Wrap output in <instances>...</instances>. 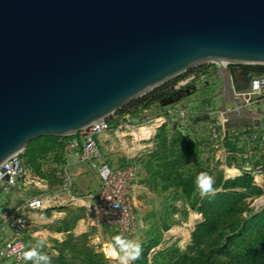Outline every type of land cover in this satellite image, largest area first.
Listing matches in <instances>:
<instances>
[{"label": "water", "instance_id": "water-1", "mask_svg": "<svg viewBox=\"0 0 264 264\" xmlns=\"http://www.w3.org/2000/svg\"><path fill=\"white\" fill-rule=\"evenodd\" d=\"M203 65L217 66L216 125L260 129L229 66H264V0H0V196L32 140L77 135Z\"/></svg>", "mask_w": 264, "mask_h": 264}, {"label": "crops", "instance_id": "crops-1", "mask_svg": "<svg viewBox=\"0 0 264 264\" xmlns=\"http://www.w3.org/2000/svg\"><path fill=\"white\" fill-rule=\"evenodd\" d=\"M230 70H232L231 74L237 90L248 89L255 75L247 70ZM259 107L264 108L263 99L252 108ZM259 118H261V128L258 130L261 131L264 127V113L260 114ZM112 120L113 118L110 120L111 125L113 124L111 127L115 128L119 122ZM125 122L131 126L136 124V121H129L127 116ZM107 136L105 133L96 138L99 146L106 141ZM44 142V139L31 141L27 153L25 148L20 155L27 168L26 181L22 187L7 189L0 196V222L9 215H23L28 222V230L22 237L26 251L37 247L43 240V245L38 247L37 251L48 255L51 258V264L63 262L85 264L86 258L91 253L103 254L106 258L104 244H100L102 230L106 226L93 215L90 199L99 193L101 181L96 165L80 160L81 134L58 137L54 142L60 146L59 148L38 155L37 150ZM164 154L166 152L157 149L136 154L134 166H130L136 172V178L130 190L131 204L135 216L137 214V223L141 222L142 227L153 222L150 218L155 217L154 222L162 218V212L157 219L158 211L150 206L153 204L162 206L171 197L170 191L173 190L171 182L166 183L163 177L155 176L157 170L164 167V161L158 160V157H164ZM32 157L35 158L34 165L29 163ZM65 178L70 180L69 188H66ZM163 187H168L169 191H162ZM34 199L42 201L41 209L27 208V203ZM163 224L160 223V226H157L156 223L153 225L149 223L148 226L152 229L149 238L140 245L153 237V228H160L161 232ZM5 264L11 263L5 262Z\"/></svg>", "mask_w": 264, "mask_h": 264}, {"label": "trees", "instance_id": "trees-1", "mask_svg": "<svg viewBox=\"0 0 264 264\" xmlns=\"http://www.w3.org/2000/svg\"><path fill=\"white\" fill-rule=\"evenodd\" d=\"M231 67H240L254 75H260L264 71V66L230 65L229 69ZM200 75L199 71L191 70L164 84L141 100L117 111L112 121H125L126 116L128 120L131 118L136 121L133 116L136 111H132V107H139L141 111L146 112L153 105L163 107L179 104L190 94V90L195 91V83ZM112 125L110 122V126ZM168 137L167 126L163 125L158 130L155 140L161 150L166 152L164 157H158L159 161H164V167L157 170L155 176L163 177L166 183L171 182L176 194L184 199L185 215L187 214L185 206H188L201 215L202 219L195 225L190 244L184 251L173 245L155 252L161 243L162 234L158 228H153V237L141 245V254L132 264H264V207L256 212L250 208L248 202V199L264 196V184L263 188L255 186L253 168L234 179H225L223 171H218L213 184L215 194L201 197L196 186L197 176L200 172L209 174V170L200 168L196 173L191 172V165L196 162L197 152L194 145L184 142L183 136L176 131L170 139ZM176 138L184 142L180 148ZM42 139L45 142L38 148V155L60 147L54 142L58 137L46 136L34 140ZM223 142L227 150L243 153L236 144L230 142V134L224 137ZM30 144L31 142L27 145L25 153L29 150ZM29 163L34 165L35 158L32 157ZM162 191H169V188L163 187ZM173 211L178 212L177 209ZM196 218L198 219V216ZM170 228L171 226L164 223L162 232ZM85 264H108V260L103 254L91 253Z\"/></svg>", "mask_w": 264, "mask_h": 264}, {"label": "rangeland", "instance_id": "rangeland-1", "mask_svg": "<svg viewBox=\"0 0 264 264\" xmlns=\"http://www.w3.org/2000/svg\"><path fill=\"white\" fill-rule=\"evenodd\" d=\"M231 69L243 70L240 67H231ZM191 70H197L201 75L195 83V91L190 90V94L182 102L163 107L153 105L146 112L141 111L139 107H132L131 110L136 111L133 113V116L136 118L135 126L129 125L127 129L118 132L115 128L111 127V130L106 132L108 135L106 141H103L100 145L104 161L114 168H126L134 166L137 158L136 154H142L152 149L161 151V147L155 141V136L158 130L165 125L167 126L169 139L176 131L183 136L182 140L184 142H190L194 145L197 153L196 162L194 165H191V172L196 173L200 168H206L209 170V175L215 181L218 171H223L224 178H226V169L235 168L242 174L253 168L254 184L257 187L263 188L264 148L257 142L250 141L248 135H264V127L261 131L252 129L246 133L245 129L247 127L245 126V122L242 121H222L221 125L217 126L213 114L220 108L221 104L220 99L214 98V95L220 90L219 82L215 78L217 66L203 65ZM189 71L184 74H187ZM177 107H180L186 113L184 119L180 117L171 118L167 114L168 110H173ZM115 114L109 117L114 118ZM228 134H230V142L236 144L238 149L243 150V153H238V151L232 152L224 147L223 139ZM177 139V145L180 148L184 142ZM238 174L235 173L233 176ZM170 194L171 197H169L164 205L157 206V204H153L150 206L158 211L157 219L158 217L160 218L161 212L162 218L157 222H154L155 217L150 218L153 222L149 223L152 225L156 223L157 226L160 223H166L171 226V229L165 232H162L161 227V244L154 250L155 252L165 250L173 245L182 251L186 250L191 241L190 234L194 230L195 225L201 222L199 216L198 219L194 216L197 213L192 211L188 206H185L187 214H184V199L180 195H177L174 190L170 191ZM15 196L17 195L15 194ZM261 199H264V196L257 199H248L250 208L256 212L260 211L264 207V204L259 203ZM173 209H177L178 212L173 211ZM149 223L144 225V227H142L141 222L137 223L138 229L136 233L131 239L127 240L138 244L147 240L152 230L148 226ZM116 235L114 230L107 227L103 228L100 244L105 245L111 242L112 238ZM96 243L98 244V241ZM105 256L108 264H119L117 260H113L107 256L106 250ZM132 262L130 261V264Z\"/></svg>", "mask_w": 264, "mask_h": 264}, {"label": "built area", "instance_id": "built-area-1", "mask_svg": "<svg viewBox=\"0 0 264 264\" xmlns=\"http://www.w3.org/2000/svg\"><path fill=\"white\" fill-rule=\"evenodd\" d=\"M235 97L239 100L240 107L252 108L260 100H264V71L260 75H255L249 84L248 89L236 91ZM171 117L184 119L186 113L177 107L168 110ZM112 116V115H111ZM107 117L79 134L82 137V150L80 160L92 165H96L97 173L101 181L99 193L91 197V211L106 227L114 230L117 235L130 239L137 231V220L131 204L130 190L132 182L136 178L135 169L126 167L124 169H114L103 159L97 137L111 130L110 120ZM130 124L124 120L117 123L116 131L127 129ZM247 133L251 128L246 129ZM248 138L252 142H257L264 148V135L249 134ZM1 169L8 177L5 182V190L20 188L26 181L27 168L20 156L8 161ZM250 170V169H248ZM66 188L71 185L69 178H65ZM43 207L41 200L34 199L27 203V208L37 210ZM28 230V222L23 215H9L0 222V264L10 262L11 264H32L24 260L26 245L22 240Z\"/></svg>", "mask_w": 264, "mask_h": 264}, {"label": "clouds", "instance_id": "clouds-1", "mask_svg": "<svg viewBox=\"0 0 264 264\" xmlns=\"http://www.w3.org/2000/svg\"><path fill=\"white\" fill-rule=\"evenodd\" d=\"M214 179L207 172H200L197 176L196 186L201 197L214 195L215 189L213 187ZM41 240L37 247L31 248L24 252V260L31 261L32 264H51V258L37 251V248L43 245ZM106 254L109 258L117 260L119 264H130L139 258L141 254V245L125 239L121 235H116L111 242L104 245Z\"/></svg>", "mask_w": 264, "mask_h": 264}]
</instances>
